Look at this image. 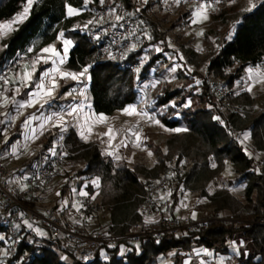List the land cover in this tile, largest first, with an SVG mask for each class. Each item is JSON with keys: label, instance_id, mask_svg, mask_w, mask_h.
Returning <instances> with one entry per match:
<instances>
[{"label": "trees", "instance_id": "obj_1", "mask_svg": "<svg viewBox=\"0 0 264 264\" xmlns=\"http://www.w3.org/2000/svg\"><path fill=\"white\" fill-rule=\"evenodd\" d=\"M218 1L226 6L215 17L225 21L234 20L235 24L232 26L231 37H225L219 47L210 53L206 69L208 73L226 81L232 87L245 74L248 67L264 63V0H256L253 8L247 11L233 6L236 0ZM26 3L27 0H0V23L12 20ZM99 3L100 0H91L89 8H96ZM109 4L136 11L133 0H109ZM69 7L84 9L86 12L85 0H36L27 18L6 39L0 63L4 54L12 55L18 50L27 52L31 47L32 53L36 54L63 33L73 42L66 66L81 71L83 67L91 65L89 93L96 113L111 115L135 103L140 88L142 89L141 84L157 76L160 79L159 83L151 91L148 86L150 88L148 100L152 101L155 109L167 105V109L160 114L161 121L166 126L185 127L184 131L169 137L168 152L161 154L158 162L150 168L142 164L130 165L124 159L116 161L112 155L103 154L97 144L84 141L73 128L69 129L65 142L70 155L66 156L84 163L82 174L99 179L97 188L100 203L96 208L107 210L112 223L110 227H119L131 217L137 221L139 217L135 214L137 206L141 195L150 184L146 180L157 177L160 172L161 174L166 172L168 169L166 161L174 156H177L175 159L177 162L185 161L184 164L188 165L189 169L181 174L177 172L168 175V184H175L174 192L171 194L173 207L179 188L185 186L192 190H201L202 194L210 199L214 214L226 211L236 217H256L264 221V165L258 171L253 158L226 128L221 114L206 107L207 104L214 106L208 80L204 79L200 83L201 93L198 97L201 107L195 109L187 107L181 110L180 118L170 117L171 113L176 112V108L168 104L175 100L177 106H182L187 94L182 88L171 89L167 85L163 86L161 75L156 68L162 54H154L149 48L157 42L162 41L165 44L168 41L169 30L163 29V25L170 21L169 14L158 18L141 15L138 18L136 32L142 36V43L130 51L128 58L129 63L139 66L136 77L116 59L97 51V47L86 34V29L75 27L85 12L79 16H68ZM193 10L194 6H191L183 16L189 17ZM182 19L183 17L178 18ZM176 25L174 21L171 27L175 28ZM183 37V34L177 35L178 40ZM191 43V40L183 41L182 46L189 53L196 54ZM147 53L148 59L140 63L141 57ZM232 99L252 103V97L247 91L234 95ZM229 120L237 128L248 129L256 148L264 151V111L255 114L250 120L242 119L239 114L230 112ZM227 163L233 164L235 172L241 174L248 182L243 198L237 197L226 187L219 188L212 194L207 193V184L224 170ZM87 189L89 193L94 191L91 185H87ZM27 203L35 207L33 199ZM129 229L130 227L126 225L119 228V231L126 232ZM0 231L3 232L2 227ZM232 241L239 245L236 264H264V224L237 225L223 220L211 221L207 227L190 231L184 236L167 234L160 240L143 238L138 245L122 242L114 247H106L108 256L103 258L98 252L95 261L90 264H164L168 253L174 250L177 251L173 257L176 259L174 264H180L182 252L192 250L194 243L212 249L215 253L228 254ZM0 244L5 246L6 241H0ZM122 244L128 245L130 249L123 251ZM62 254L67 259H64ZM10 260L11 263L18 264H85L75 260L73 245L65 236H53L42 246H38L29 239L27 233L21 236L19 246Z\"/></svg>", "mask_w": 264, "mask_h": 264}, {"label": "rangeland", "instance_id": "obj_2", "mask_svg": "<svg viewBox=\"0 0 264 264\" xmlns=\"http://www.w3.org/2000/svg\"><path fill=\"white\" fill-rule=\"evenodd\" d=\"M133 1L136 4V11H130V13L136 20V23H138L137 19L140 18L141 15L148 18H158L164 14H169L170 21L163 25V29L169 30L168 41L165 44L162 41L157 42L149 46V48L154 54H162L157 61L156 68L158 69L161 78H163L161 79L163 86L167 85L171 89L182 88L184 93L187 94L186 100L182 106H177L175 100H172L168 104L176 108V112L171 113L170 117L180 118L181 110L187 107L195 109L202 106L199 102L198 94L201 93L200 83L204 79H210L213 81L222 80L207 72L206 68L209 63L208 58L210 53H213L219 47L225 37H231L233 34L232 26L235 22L234 20L225 21L224 19H217L215 17V15L226 6L223 3H215L210 8H207V18H197L199 22L192 24L190 22V16H183L184 13L191 8V6L185 2H182L180 5H176L173 0H147L146 3L144 0ZM255 2L256 0H236L233 2V6L239 10L247 11L253 8ZM164 7L168 9L167 12L164 11ZM30 9L31 7L29 8V12ZM90 9L91 8L88 7L86 9L85 16L76 22V28L83 30L86 29L85 25L88 27ZM137 9H139V11H137ZM146 9L148 10L145 11ZM23 10L24 7L19 13H22ZM19 13H17L14 18ZM179 17H183V19L178 20ZM14 18L12 20L2 21L0 24H6L9 21H13ZM25 19L26 17L23 18L22 21L13 23L10 29L6 30L7 35L0 39V51L4 48L6 39ZM174 21H176L177 25L175 28H172L171 25H173ZM178 34H183L184 37L181 40H178ZM139 36H141L140 33ZM187 40L192 41L191 46L194 48L196 54L189 53L186 48L182 46V42ZM188 45L189 44H187V46ZM27 53H32V51L29 52L27 50ZM148 57L149 55L147 53V55L143 56V61H146ZM180 57H183V59ZM176 65H179V67H176L174 72L170 71V69ZM252 71V73L244 74L232 86V90L235 95L241 93L242 91H247L252 97L251 104L235 101L245 104L244 113L243 115H240V117L247 120H250L255 114L264 111V63L254 67ZM153 72H155V70H153ZM158 80L159 78L157 76L150 79L151 89L148 87V89H150L149 91H151L158 84ZM197 81H200V83H197ZM242 81L246 82V88L241 87ZM153 84L155 85L154 87L152 86ZM250 86L251 90H249ZM87 94L88 93L85 91L84 101L81 103L82 118L80 119V115H78L77 118H74L73 120V117L70 116L72 121L70 120L69 126L71 128L73 125H76V127L80 130L82 138L94 143L95 141L100 142L99 147L101 148L102 153L105 155H112L116 161L124 159L130 165L142 164L147 168L153 167L160 159L159 157L161 154L164 155L168 152L167 140L169 137L175 133L185 130L184 125L176 128L166 126L161 121L160 114L167 109V105L162 108L155 109L154 106H152V101L149 100V104H147L145 95H143L140 97V102L136 105L137 109L139 110L142 108L149 112L154 117V120L132 118L131 121L120 123V120L117 119L114 127L121 128L120 131H116L113 134L114 137L109 139L108 142L100 141L92 132V127L97 120V115L89 110ZM206 107L218 112L216 106H213L212 104H207ZM155 121H158L159 123H156ZM230 123L238 131L243 132L244 135L247 134L248 142L240 144L248 155L253 158L256 169L260 171L264 165V151L258 150L253 141L250 142V131L248 129H240L237 128L231 121ZM124 125H126L127 128H124ZM226 125V128L228 129L230 125L228 123ZM241 125L243 126L244 124ZM130 129H135L139 132L141 137L139 146H137L135 136L129 131ZM176 129H180V131H175ZM60 135L61 134L55 137V139L58 140L55 141L56 143H53L54 147L63 139L64 135L63 137H60ZM59 138L61 139L59 140ZM47 139L48 135L46 134L39 138L35 143L32 144L31 142L29 145L30 149L26 156H32V164L29 170H34L36 168L40 152L47 156L52 153L53 150L50 152V149H47L46 151L42 149V143L46 142ZM149 152L151 155H149ZM65 153L66 154L62 160V171L47 186L39 189L34 195L33 201L35 203V207L40 210H50L61 221L73 228L81 229L83 225L92 229L95 228L105 230L109 228L111 226L109 213L105 208H96V205L100 203V195L97 188L99 185V179L96 177L89 178L82 174L81 171L85 167L84 163L66 156L69 154L68 148ZM117 156L119 159L116 158ZM176 158L177 156H174L172 159H167L166 165H171L181 169L183 168L184 171H187L189 166L184 164L185 161L177 162L175 160ZM212 165H215L214 161H212ZM15 167L16 166H12L13 169H15ZM160 174L157 177L147 179L146 181L151 183L157 180L156 178H158ZM93 181H98V185L93 183ZM247 183V180L243 179L241 174L235 172L234 165L227 163L224 170L220 174L215 175L209 181L206 189L207 193L212 194L217 189L226 187L237 197L243 198ZM87 185H91L93 187V193H89ZM169 189L172 194L175 189V184H169ZM80 191L87 192L88 195H79ZM57 193H59V195H57ZM17 196L23 199L19 193ZM212 209L213 206L211 205L210 199L206 195L202 194L201 190H192L185 186H181L179 188L175 206L173 207L175 215L182 219H186L192 217V214L195 213L196 218H202L213 215L214 213ZM156 218L157 217L139 216L137 221L153 223ZM25 222L26 225L23 223V233H27L29 235V239L34 241L38 246H42L47 239L53 237L47 228L43 226H31L27 221ZM184 235H187V232L178 234V236ZM1 238H5V235L0 231V241H2ZM121 248L123 251L130 249V247L126 244H122ZM4 251L5 250L0 246V264H11L10 260L5 258ZM176 252V250L169 252L167 258L163 261L164 264H174L176 259L173 257ZM99 254L103 258L108 256L106 249H101ZM238 254L239 245L234 241L229 244L228 254L215 253L212 249H208L194 243L192 250L182 252L181 255H183L184 258L183 256L181 257L182 262L180 264H233L236 262ZM62 257L67 259L64 254H62Z\"/></svg>", "mask_w": 264, "mask_h": 264}, {"label": "built area", "instance_id": "obj_3", "mask_svg": "<svg viewBox=\"0 0 264 264\" xmlns=\"http://www.w3.org/2000/svg\"><path fill=\"white\" fill-rule=\"evenodd\" d=\"M182 2L195 6L201 0H182ZM208 2L213 5L219 1L208 0ZM89 12V21L93 22H88L85 32L94 46L97 47V51L109 58L116 59L122 67L130 69L133 75L138 77V64L129 63L128 58L130 51L141 45L142 36H139L136 32L137 23L134 17L131 16L130 10L112 6L109 4V0H104L103 4L99 3L98 7L91 8ZM117 15L122 17L120 21H116L115 17ZM4 51L5 47L0 51V55ZM33 59H35V54L21 50L12 55L4 54L0 63V89L10 83H5L4 78L10 81L14 72L25 64H29ZM142 61L143 57H141L140 63ZM90 69L91 65H88L87 76L89 78H82L75 86V100L63 109L61 114L81 100L83 88L90 82ZM246 86V82L242 81L241 87L246 88ZM208 88L213 96L214 106H216L222 116L223 123L230 125L228 129L231 135L239 143L248 142V138L245 139L243 132L233 127L229 120L230 112L243 115L245 104L235 102L232 99L235 93L232 87L224 80L213 81L209 79ZM148 90V87L143 89L147 104H149ZM1 108L0 104V110ZM66 119L69 122L71 120L70 116H66ZM14 128L15 121L12 119L7 122L4 129L0 132V227L3 228L5 235L6 245L4 252L7 260L13 257L19 246L24 221H27L31 226L47 228L53 236H65L73 245V257L75 260L85 264L94 262L98 252L106 247H114L122 242L138 245L143 238L148 237L160 240L167 234L178 235L183 232L188 233L207 227L211 221H231L237 225L264 224L263 220H258L256 217H236L224 211L195 219L192 217L182 219L175 215L173 199L168 184V175L176 174L177 172L181 174L184 169L168 165L166 172L162 173L157 180L148 184L146 192L141 195V200L135 212L140 217H157L155 222L134 221L133 217H131L127 221L122 222L119 227H109L105 230L92 229L86 225H83L81 229L73 228L61 221L50 210H40L27 203V201L33 199L39 189L47 186L62 171V160L67 150L65 137L55 146L49 156L44 155L42 152L39 153L36 168L27 176L25 196L21 199L17 196L19 186L13 180L11 170L1 158L7 139L13 133ZM249 137L250 142L253 141L251 132H249ZM161 197H164V199H161ZM126 225L130 227L128 231H119V228ZM11 264L18 263L14 262Z\"/></svg>", "mask_w": 264, "mask_h": 264}, {"label": "crops", "instance_id": "obj_4", "mask_svg": "<svg viewBox=\"0 0 264 264\" xmlns=\"http://www.w3.org/2000/svg\"><path fill=\"white\" fill-rule=\"evenodd\" d=\"M90 1L91 0H89L87 5H85L86 9L89 7ZM73 9H76V8H73ZM76 10L77 11L75 14L68 15V16H79L85 12L84 9H76ZM167 10L168 9L164 7V11L167 12ZM84 16L82 15V17ZM197 18H200V17H197ZM63 39L71 40L70 38L66 37L64 34H63ZM63 39L57 38L54 42H52L49 45H54L57 50H62L63 49ZM49 45L45 47H48ZM72 48H73V42L71 45L68 46V54L66 57H64L65 63L61 65L60 67L65 72L79 73L80 71L70 69L66 66V63L68 61ZM40 53H41V49L35 54V57L37 56V54H40ZM44 55L46 57H49V62L47 64L41 62L36 66L37 70L33 78L34 81L40 76V73L42 70L55 67V65L51 63L52 58L50 57V54H44ZM56 59H58V57ZM28 65H24L21 68H19L16 72H14L11 77L9 85L2 87L0 89V97L6 96L9 98V102L7 104L4 103L3 99H0V104L2 106L0 110V132L4 129L5 125L7 124L9 120L14 119L15 121L14 131L10 135V137L7 139L6 146L1 153V158L4 160L6 165L9 167V169L11 170V173L13 172L12 178L19 186V194L23 198L25 196L27 176L32 172V170H29L32 164V156L26 157L30 149L29 145L31 144V142L32 144L35 143L39 138L47 134L48 139L46 142L42 143V146H43L42 149L45 151L47 149L54 150L55 147L53 146V143L58 140V139H55V137L59 134H61L60 137H63V135L64 137H66L70 129V126H69L70 124L65 125V127L61 129L60 127L53 126V120L49 118L54 117L56 114H61L62 110L65 109L67 106H69L75 100V93H74L75 86L82 80V78H80L79 80H73L71 78L59 79V76L57 74V80H58L59 87L56 89L54 97L51 99L50 103L44 104L43 107H41V103H43V101H41L40 103H34V106L18 108V105L20 103L27 101L29 99V96L27 95V93L29 91L34 90V89H28V88L21 87L18 93L15 91L16 88L19 86L18 79L20 75L26 70V66ZM254 67L256 66L248 67L245 71V74L252 73L253 71L250 72L249 69L252 70ZM27 70L31 71L32 69L28 67ZM159 81L160 79L158 80V83ZM150 85H151V82L149 80L147 82L142 83L141 87L142 88L145 86L148 87ZM85 91L88 93L87 100H88L89 110L90 112L95 113L97 115V120L92 127V132L97 136V139H99L100 141L108 142L110 138L108 135H104V133H106L109 128L113 129V132L111 133V139L114 137L113 134L116 131H120L121 128L114 127L115 121L117 119L120 120V123H123V122L125 123L126 121H131L132 118H141L136 115H127L122 111L123 110L122 109V110L116 111L115 113L111 115L103 114L106 120L104 122H98V116L100 115V113H96L93 109L92 98L89 93V84H87L83 88L81 100L77 102L76 105H80V106L82 105L81 103H83L84 101ZM143 95H144L143 89L140 88V94L138 96L137 101L130 105H137L138 102H140L141 100L140 97ZM13 98L16 103L11 102ZM56 107H58L59 109ZM78 115H80V119H81L83 116L82 111ZM26 120L29 121L28 124H25ZM123 127L127 128L126 125H124ZM71 128H73L76 131L79 138L83 139L84 141H88L82 138L80 130L76 127V125H73ZM50 137H53L51 141L49 140ZM60 139L61 138H59V140ZM95 144L99 146L100 142L95 141ZM12 166H16L15 169H13ZM24 225H26L25 221H24ZM24 225L22 227L23 229H24ZM1 240L5 241V238H1ZM0 246L2 247V249H4L5 247L3 246V244H0ZM236 261H237V258H236ZM233 264H236V262Z\"/></svg>", "mask_w": 264, "mask_h": 264}, {"label": "snow or ice", "instance_id": "obj_5", "mask_svg": "<svg viewBox=\"0 0 264 264\" xmlns=\"http://www.w3.org/2000/svg\"><path fill=\"white\" fill-rule=\"evenodd\" d=\"M34 0H27L26 5L24 6V10L22 13H19L13 21H9L6 24H0V39L3 38V36L7 35V31L9 30L11 25L17 21H22L23 18H25L28 15L29 8L33 4ZM89 0H85V5ZM146 3L147 0H144ZM173 2L176 5H180L182 3V0H173ZM100 3L103 4L104 0H100ZM212 5L211 3L208 2V0H201V2L198 5L194 6V10L192 11L190 15V22L192 24H195L199 22L197 20V17H200L202 19H206V9L210 8ZM76 9H73L71 7L68 8V15H73L76 13ZM112 11V10H110ZM139 11V9H137ZM116 21H120L122 19L121 16L117 15L115 17ZM93 21H89V23H92ZM87 27V25H85ZM58 38L63 39V33H60ZM72 44L71 40L68 39H63V49L62 50H57L54 45H49L48 47H44L41 49V53L37 54L35 59L30 61V65L26 66V70L20 75L18 79V87L16 88V92L18 93L20 91V88H28V89H34L33 91H29L27 95L29 96V99L27 101H24L18 105V108H24V107H29V106H34V103H41V107H43L44 104L50 103L51 99L54 97L56 89L59 87L58 85V80H57V74L59 76V79H68L71 78L73 80H79L80 78L88 79L89 77L87 76L88 72V66H85L79 73H71V72H65L61 69V65L65 63L64 57L67 56L68 54V46ZM6 47V45L4 46ZM159 50V49H158ZM29 52L32 51L31 48L28 49ZM44 54H50L51 63L55 65V67L50 68V69H44L41 71L40 76L34 81V75L36 72V66L43 62L47 64L49 62V57H46ZM58 57V59H56ZM183 59V57H180ZM30 67L32 70L28 71L27 68ZM176 67H179V65H176L170 69V71H175ZM190 71V70H189ZM251 72L252 70L249 69ZM5 83H9L10 81L7 78H4ZM197 83H200V81H197ZM153 87L155 86L154 84L152 85ZM249 90H251V86L249 87ZM71 94V93H69ZM0 99H3L4 103L7 104L9 102L8 97H0ZM12 103H16L14 98L11 101ZM82 111L80 105H76L73 107H70L67 111H65L63 114H56L54 117H50L49 119L53 120V126L55 127H60L63 129L65 125L68 124V120L66 119V116H71L73 118H76L78 114H80ZM125 114L127 115H136L141 118H145L147 120H154V117L144 109H137L136 105H129L128 107L124 108L122 110ZM218 119V118H217ZM106 118L103 116V114H100L98 116V122H104ZM156 123H159L158 121H155ZM29 121H25V124H28ZM132 135L135 136V140L137 142V146H139V142L141 140L140 134L138 131L135 129H130L129 130ZM175 131H180V129H176ZM113 132V129L109 128L104 135H108L109 138L111 139V133ZM86 138V137H85ZM248 136L245 134V139H247ZM127 139V137H126ZM126 146V145H125ZM50 152L52 151L51 149L49 150ZM66 154V153H65ZM149 155L151 153L149 152ZM119 159V157H116ZM215 167V165H213ZM93 183L98 185V181H93ZM159 183V181H157ZM59 195V193H57ZM79 195L82 196H87L88 193L84 191H80ZM95 198V197H93ZM161 199H164V197H161ZM186 207V205H185ZM192 218L195 219L196 215L195 213L192 214ZM43 234V233H41ZM87 259V257H85Z\"/></svg>", "mask_w": 264, "mask_h": 264}]
</instances>
